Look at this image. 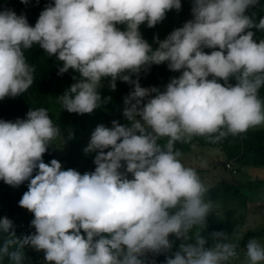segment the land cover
<instances>
[{"label": "clouds", "instance_id": "1", "mask_svg": "<svg viewBox=\"0 0 264 264\" xmlns=\"http://www.w3.org/2000/svg\"><path fill=\"white\" fill-rule=\"evenodd\" d=\"M258 6L260 0H191V18L163 39L154 34L155 47L140 26L154 28L169 11L179 12L182 0H52L34 26L23 14L0 10V100L34 84L36 69L25 57L33 45L62 62L57 75L78 73L59 96L69 113L91 114L107 104L111 97L99 91L104 80L112 91L117 81L130 86L122 108L128 123L97 124L83 149L95 154L91 172L44 162L61 135L47 109L0 119V180L12 187L28 182L18 205L33 214L34 228L17 237L13 221L0 217V261L26 264V247L43 252L45 264H156L160 255L163 264L236 259L238 244L226 232H212L210 244L202 235L216 206L176 144L193 137L219 143L264 125V39H254L264 32V16L249 14ZM154 65L179 75L163 90L141 86V73ZM246 257L264 264V247L248 240Z\"/></svg>", "mask_w": 264, "mask_h": 264}, {"label": "trees", "instance_id": "2", "mask_svg": "<svg viewBox=\"0 0 264 264\" xmlns=\"http://www.w3.org/2000/svg\"><path fill=\"white\" fill-rule=\"evenodd\" d=\"M52 0H29L27 5L21 3V0H0V10L12 9L17 15H25L30 25L35 24L40 12L47 3ZM191 0H182V9L179 12L175 10L169 11L164 21L154 28H148L146 25L140 26V31L144 39H149L159 30L161 39L171 32L174 28L182 26V24L191 18L190 13ZM256 13V19L264 16V0H260V6L255 9H249V14ZM123 29V25H120ZM255 31V30H254ZM257 41L264 39V32L256 31L254 37ZM205 52H210V49H204ZM25 57L29 64L36 69L34 76V84L20 96L15 98H5L0 100V119L14 121L17 118H25L27 111L32 108H45L48 110V115L54 124H58L61 129V135L64 136L68 143V150L65 156H55L46 152L43 155L45 163H49L51 159H57L62 169L73 168L83 174L84 171L94 170L93 164L94 153L85 154L79 148L82 140L90 136L92 130L97 124H104L111 127V121L118 120L120 123H128L122 115L123 97L127 95L130 86L117 81V88L112 91L107 86V80L103 81V87L99 90L101 96H110L111 100L97 108L91 114L78 115L69 113L61 109L59 96L74 83L72 77H78V73L71 69L62 76L57 75L58 68L62 62L55 57H48L39 45H33L32 48L25 50ZM178 72H171L166 65L152 66L147 73H141V85L148 87L154 85L163 90L164 85L173 76H178ZM211 78V77H209ZM223 83V81H220ZM235 83V80L230 81ZM259 97L264 100V88L260 89ZM74 133L72 138H68V132ZM159 143L164 144L166 140H161ZM216 147L223 156L224 163H237L239 165L264 166V128H250L246 133L237 137L229 136L219 143H209L203 137H193L188 143H177L176 148L181 153H190L192 145ZM83 164V168L81 169ZM35 175V172L33 173ZM261 181H248L238 183L232 180H219L209 188L208 198L212 200H223L227 202H236L243 206L247 201L257 199V193L260 188ZM28 182L25 181L19 187H12L0 180V217L7 216L13 221L15 234L17 237L29 234L28 223L33 219V214L30 213L27 218L21 220V207L18 201L23 193L27 191ZM243 188L248 189L251 193H246ZM241 223L233 218L232 212H224L223 217L207 220V227L202 231L211 243V233L214 231H224L228 235V242H233L231 238L237 233ZM34 232V231H33ZM261 232L245 233V239H251ZM178 244V243H177ZM245 245V241L240 242ZM238 243V246H240ZM25 255L28 258L26 264H45L43 252H37L31 248L24 249ZM238 253V247H237ZM157 259L164 260V256H157ZM232 260L228 262L231 264ZM0 264H11L5 258L0 261Z\"/></svg>", "mask_w": 264, "mask_h": 264}, {"label": "rangeland", "instance_id": "3", "mask_svg": "<svg viewBox=\"0 0 264 264\" xmlns=\"http://www.w3.org/2000/svg\"><path fill=\"white\" fill-rule=\"evenodd\" d=\"M155 34L161 39L160 31L158 30ZM153 47L156 45L153 43V37L147 39ZM143 86V85H141ZM145 87V86H144ZM264 101V100H262ZM255 128H264V125L257 126ZM64 136L57 137L52 145L48 148V153L55 156H65L68 150V143ZM90 136L82 140L79 148L81 150L87 145ZM193 151L191 153H182L181 162L186 167H194L202 181L207 187L212 186L219 180H232L238 183H244L248 181H261L262 187H264V166H253V165H239L237 163H230L227 169L223 160V156L219 149L216 147H207L192 145ZM201 161L205 162V166L201 167ZM191 164V165H190ZM83 168V164L82 167ZM234 173H231V170ZM246 193H251L248 189L243 188ZM257 199L254 201H247L243 206L238 205L236 202H227L223 200H212L215 207V212L209 215L207 220L223 217L224 212H232L233 218L240 221L241 225L231 238L235 243H239L244 240L245 245L238 246L237 258L232 260L231 264H248L246 257V244L248 240L245 239V233L248 231L257 233L251 239H256L262 247H264V189L260 188L257 193ZM30 212L25 208L21 207V220L27 218ZM30 232L34 231V228L28 223ZM179 243V241H177Z\"/></svg>", "mask_w": 264, "mask_h": 264}, {"label": "built area", "instance_id": "4", "mask_svg": "<svg viewBox=\"0 0 264 264\" xmlns=\"http://www.w3.org/2000/svg\"><path fill=\"white\" fill-rule=\"evenodd\" d=\"M225 167L227 168V169H231L230 167H229V164L226 162L225 163ZM194 168V167H193ZM87 171V170H86ZM86 171H84V172H86ZM91 171H93V170H88L87 172H91ZM83 172V173H84ZM231 173H234V170L232 169L231 170ZM129 176H130V174H129ZM155 261H156V264H163V261L164 260H159V259H157V257H155Z\"/></svg>", "mask_w": 264, "mask_h": 264}, {"label": "crops", "instance_id": "5", "mask_svg": "<svg viewBox=\"0 0 264 264\" xmlns=\"http://www.w3.org/2000/svg\"><path fill=\"white\" fill-rule=\"evenodd\" d=\"M192 151H193V147H192ZM192 151H191V152H192ZM191 152H190V153H191ZM190 165H191V164H190Z\"/></svg>", "mask_w": 264, "mask_h": 264}]
</instances>
